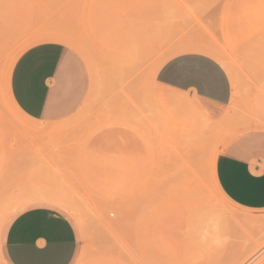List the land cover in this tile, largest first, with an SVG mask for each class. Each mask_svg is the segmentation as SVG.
Segmentation results:
<instances>
[{
    "label": "rangeland",
    "instance_id": "obj_1",
    "mask_svg": "<svg viewBox=\"0 0 264 264\" xmlns=\"http://www.w3.org/2000/svg\"><path fill=\"white\" fill-rule=\"evenodd\" d=\"M202 13L193 0H0V236L11 216L45 204L76 225V264H264L263 232L237 228L228 212L264 221V210L235 205L214 184L225 144L246 118L264 116V92L244 107V76L217 38L202 40L239 85L240 105L215 109L154 82ZM43 42L75 50L90 75L83 106L46 132L9 93L12 65ZM193 135L209 142L200 141L201 191L181 160L180 144ZM36 190L64 203L31 200Z\"/></svg>",
    "mask_w": 264,
    "mask_h": 264
},
{
    "label": "crops",
    "instance_id": "obj_2",
    "mask_svg": "<svg viewBox=\"0 0 264 264\" xmlns=\"http://www.w3.org/2000/svg\"><path fill=\"white\" fill-rule=\"evenodd\" d=\"M193 1L203 13L195 27L177 39V52L155 71V85L188 94L219 110L240 105L239 85L214 56L213 47L203 41L217 38L218 44L228 45L229 56L244 76L250 92L243 98L244 107L256 106L254 94L264 92V0ZM175 66L190 67L195 72L175 75L170 71ZM89 89L86 63L75 50L59 42H43L25 50L9 78L13 103L26 119L40 125L53 126L71 119L85 103ZM260 99V106H264V94ZM245 122L250 125L229 139L218 155L216 180L232 203L262 211L264 125L255 123H264V116L259 121L246 118ZM80 249L74 222L45 204L32 205L11 216L0 236L2 264H76Z\"/></svg>",
    "mask_w": 264,
    "mask_h": 264
},
{
    "label": "bare ground",
    "instance_id": "obj_3",
    "mask_svg": "<svg viewBox=\"0 0 264 264\" xmlns=\"http://www.w3.org/2000/svg\"><path fill=\"white\" fill-rule=\"evenodd\" d=\"M19 39V38H18ZM17 39V40H18ZM67 39V38H66ZM71 40L73 41V39L71 38ZM15 42H17V41H15ZM63 43V42H62ZM11 46H12V44H11ZM163 62H164V60H163ZM162 64V63H161ZM160 64V65H161ZM160 65L157 67V69L160 67ZM12 67H13V65H12ZM156 69V70H157ZM0 97H1V94H0ZM1 99V98H0ZM13 102V101H12ZM14 107L17 109V107L15 106V104H14ZM18 110V109H17ZM19 111V110H18ZM207 113V112H206ZM239 124V123H238ZM243 124H244V122H243ZM53 125V124H52ZM57 125V124H56ZM248 126V125H247ZM52 126L51 125H47V127H44V128H41V132H46V131H49V130H51L50 128H51ZM65 129V128H64ZM26 130H27V128H26ZM39 130V128L38 129H36L35 131H38ZM66 130V129H65ZM64 130V131H65ZM28 132V131H27ZM63 132V131H62ZM64 133V132H63ZM39 134V133H38ZM48 134V133H47ZM51 135H53L54 133H50ZM50 134H48V136L50 135ZM57 134V133H56ZM56 134H54V135H56ZM60 134H61V132H60ZM39 135H41V134H39ZM42 136V135H41ZM199 136V138H200V136L203 138V136L202 135H198ZM51 137H55V136H51ZM189 137V136H188ZM184 138H186L185 136H184ZM198 139V137L196 136V135H193L192 137H190V139H187V140H185V141H183V142H181V144H180V147H181V149H182V153H181V160H182V164H183V171H184V173H185V176L188 178V180L190 181L191 179H194L193 181H197L198 182V184H200V180L198 181V179H199V177L201 176V174H199L200 172L198 171V169L197 168H199V167H201V165H200V163H202L201 161H202V159L205 157V156H203V155H201V153H202V148H204V147H202V144L200 143V141H203V146H207L208 144H209V142L207 141V139L208 138H203V139ZM208 142V144H207V142ZM204 142H206L205 143V145H204ZM207 148V147H206ZM205 148V149H206ZM33 149V150H32ZM208 149V148H207ZM31 150L34 152V150H35V148L34 147H32L31 148ZM38 150H40V149H38ZM205 150L203 149V152H204ZM218 151V150H217ZM36 152V151H35ZM205 153V152H204ZM203 157V158H201L200 159V157ZM216 157V156H215ZM199 160H201V161H199ZM199 161V164L197 163ZM196 163H197V167H196ZM215 165V164H214ZM3 169V168H2ZM200 169V168H199ZM215 169V168H214ZM4 170V169H3ZM216 179V178H215ZM196 182V183H197ZM195 186H197L195 183H193ZM215 185H216V187H217V189H220L219 188V186H218V184H217V182H215L214 183ZM197 188H199V190L201 191L202 190V187H201V184L200 185H198L197 186ZM34 190V189H33ZM37 191V190H36ZM27 194V193H26ZM53 193H51V194H47V193H43V192H40V191H37V192H34V193H32L31 195H30V199L31 200H34V201H46V202H55V203H57V204H62V203H64L63 201H61L60 199H57V198H53L52 196H50V195H52ZM58 194V193H57ZM221 194H223L222 192H221ZM26 196V195H25ZM54 196V195H53ZM56 196V195H55ZM61 195L59 194V196H56V197H60ZM62 199H63V197H62ZM68 201V203H69V200H67ZM59 206V205H58ZM229 207V206H228ZM227 207V208H228ZM71 208H73V207H71ZM230 208V207H229ZM233 209V208H232ZM70 210V209H69ZM227 210V209H226ZM231 210V209H230ZM243 210V209H242ZM233 211L235 212V209H233ZM232 211V212H233ZM237 211V210H236ZM246 211V210H245ZM227 212V211H226ZM229 213H231V216L229 215V217L230 218H233V219H235V222H236V224L238 225L237 226V228H242V227H240V226H242V224H247V226L248 227H251V229H253V230H256L259 234L261 233V235H262V232H263V236H264V221H263V219L262 220H259L258 218H252V217H250V216H252V215H250L249 216V214L248 215H246V214H240L239 215V213H238V211H237V213L238 214H236V216H235V213H232V212H230V211H228ZM233 214V215H232ZM228 217V216H227ZM218 218V217H217ZM142 219V218H141ZM225 219H226V217H225ZM139 221H140V219H139ZM141 222V221H140ZM225 222H227V219H226V221ZM141 224H143L142 222H141ZM141 224H139L140 225V227H141ZM233 226V225H232ZM245 226V225H244ZM246 226V227H247ZM139 227V228H140ZM250 228H249V230H251ZM243 233V232H242ZM258 239V238H257ZM262 240V239H261ZM260 241V240H259ZM198 251V250H197ZM195 252V251H194ZM192 253V252H191ZM204 259H206V258H204ZM210 259V258H209ZM199 261V260H198ZM193 264H196V262H192ZM191 262H190V264H192ZM198 263V262H197ZM208 263H209V261H208ZM176 264V263H175ZM186 264H188V263H186ZM199 264V263H198Z\"/></svg>",
    "mask_w": 264,
    "mask_h": 264
},
{
    "label": "snow or ice",
    "instance_id": "obj_4",
    "mask_svg": "<svg viewBox=\"0 0 264 264\" xmlns=\"http://www.w3.org/2000/svg\"><path fill=\"white\" fill-rule=\"evenodd\" d=\"M170 71L175 75H188L194 73L195 69L185 66H175Z\"/></svg>",
    "mask_w": 264,
    "mask_h": 264
}]
</instances>
